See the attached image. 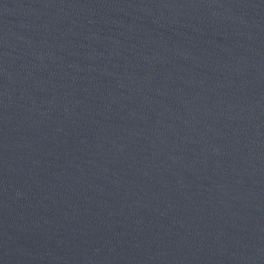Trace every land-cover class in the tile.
Instances as JSON below:
<instances>
[{"label": "water", "instance_id": "water-1", "mask_svg": "<svg viewBox=\"0 0 264 264\" xmlns=\"http://www.w3.org/2000/svg\"><path fill=\"white\" fill-rule=\"evenodd\" d=\"M0 264H264V0H0Z\"/></svg>", "mask_w": 264, "mask_h": 264}]
</instances>
